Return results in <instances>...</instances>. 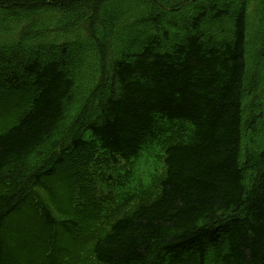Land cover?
<instances>
[{"label": "trees", "instance_id": "1", "mask_svg": "<svg viewBox=\"0 0 264 264\" xmlns=\"http://www.w3.org/2000/svg\"><path fill=\"white\" fill-rule=\"evenodd\" d=\"M0 91V264L72 262L51 228L110 212L97 264H264V0H0ZM85 150L131 167L87 182L94 224L51 176Z\"/></svg>", "mask_w": 264, "mask_h": 264}, {"label": "rangeland", "instance_id": "2", "mask_svg": "<svg viewBox=\"0 0 264 264\" xmlns=\"http://www.w3.org/2000/svg\"><path fill=\"white\" fill-rule=\"evenodd\" d=\"M165 16H167V14H165ZM136 27L137 26L133 25V28H136ZM139 27L140 26H138V28ZM139 29H140L139 34L137 36H135L136 38L134 40L136 45H139V44L142 45L145 41L146 34L149 33L148 27H145V28L140 27ZM77 49L78 48H76V47L69 48L70 57L68 60L70 63H73V61H74L73 54H75L77 52ZM48 54H50V53H48ZM52 55L55 57L58 56L57 53L52 54ZM20 75H21L20 80L26 79L25 74L22 73ZM29 81H31V80H29ZM29 81L25 86H23V88L19 92V94L22 97V100H24V101H28L30 99V95L34 94V92H35L33 87H32V83L30 84ZM4 91L12 92V89L9 85L6 84L4 87ZM0 99H3V100L5 99L3 96V92H1V91H0ZM11 106H14V105H11ZM89 153H90V151H88V150H85L83 152H75L74 154L69 155V158L67 160L68 162H67L66 166H63L61 162H55L53 164V166L51 167V176H52L53 180L57 179L56 174L59 172V169L62 167L63 172L61 174H62V176L64 175L63 178L66 180V181H63V185H62L63 190L64 191L65 190L72 191L71 192V193H73L72 194V204H73L74 208L77 209L75 212H77L78 214L82 215L85 218H91L90 216L96 215L95 213L92 214L91 212H95L96 209H99V202L103 201V199H104L103 198L104 191L101 190L100 186H98L97 188L94 186L93 189H96L95 190V196L91 195L89 197V199H87L85 197L87 195L89 196L88 192L85 190V186H87V182L93 181L94 176L97 173H99L100 171H103L106 173H112L116 176L121 177V179L125 180L127 172L131 169V167L128 163H126V164L121 163L120 166L119 165L118 166H115V165L109 166L105 162H101V161L97 160L94 156H91V158L86 159L87 156L89 155ZM146 155L149 157V160H150V163H149L151 165L150 168L153 169V167H157V169H159L161 162L158 159V157L154 155V152L153 151L146 152ZM144 163L148 164V163H146V156H144V158H142L140 160L139 169L142 167L145 168V165H143ZM135 175H136V173L134 174V176ZM143 176L144 175H142V177ZM59 181H61V180H59ZM122 186L126 187V183H124ZM5 189H6V187L4 185L0 186V191H4ZM38 190H39L38 192L41 194V197L46 201L45 203H47V194L45 193V189H43V187H38ZM75 192H77V194ZM82 193H83V195H82ZM89 200L91 201L90 202L91 204L89 203ZM81 206H83V207H81ZM114 214H115L114 212H110L102 220L100 219L99 222L96 224V226L94 225L93 228H95V229L91 230L89 233H84L82 231V229L79 227L73 228L71 226L66 230L59 229L60 228L59 226H56L55 228L52 227L51 228L52 230L48 234V241H47V245H48L49 250H50V248H52V242L56 241V242H58V244H57L58 248H56V249H57V251L59 250L60 255L61 254L63 255L62 252H64V254H65L66 251L69 253V255H72L71 256L72 262H69L68 260L66 261V257H64V264H97V263H95L92 255H91L92 240H93L95 235H98L101 233L104 226L112 220ZM93 219H95V218H91V220H89L90 221L89 223L92 224ZM47 231H48V229H47ZM72 238H74L73 239L74 241H76L77 239L79 240V243L76 244L74 252H71L73 244L70 243V240ZM34 239H35V236H34ZM5 241L7 243L11 244L12 249H15L16 240L12 239L10 234L5 236ZM26 245H27L26 247H31V249H33V250L35 248L36 252L39 250V248H38L39 244H37V242H36V245L35 244L32 245L30 243H28V244L26 243ZM51 253H52V251H51ZM47 255H49V253ZM49 256H45L44 260L41 263L47 264L46 261L48 260ZM56 258H57V256H56ZM155 262H156V260H154V264H155ZM59 264H63V262L60 261Z\"/></svg>", "mask_w": 264, "mask_h": 264}]
</instances>
